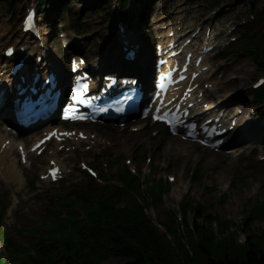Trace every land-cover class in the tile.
I'll return each mask as SVG.
<instances>
[{"label": "rangeland", "instance_id": "374dc122", "mask_svg": "<svg viewBox=\"0 0 264 264\" xmlns=\"http://www.w3.org/2000/svg\"><path fill=\"white\" fill-rule=\"evenodd\" d=\"M29 2V0H19L11 8L0 2V56L5 45L20 40L19 17L22 16L26 4ZM90 2L91 0L69 2L68 7L63 9L61 15L67 18L68 26L71 17L79 18L81 23L69 31L70 34L67 31V26L62 28L61 33L72 38V48L87 55L91 64L95 65L97 59H105L109 53L110 48L105 50L113 29L115 2L112 1L110 11L112 13L106 14V17L99 15L97 11L84 14V9ZM144 2L145 5L143 0H138L136 6L130 7L128 14L127 12L125 14L134 27L132 33L144 35L146 40L152 43V51V34L161 33V25L176 22L178 8L182 9V16L191 20L188 23L190 27H196L198 23L207 24L212 28L211 32H223L224 36L234 24L247 17L241 14L244 11L243 7L236 12H229L225 6L220 9L218 15H216V11L204 10L203 8L209 3V0H161L155 6L154 2L150 0H144ZM142 4L145 8L139 11ZM12 15L13 18L10 20ZM137 21L141 22L139 28L134 26ZM43 27L44 30H47L44 22ZM185 29L184 26L182 31ZM51 31L54 32V30ZM53 32L47 37L46 45H52L51 50L56 54L57 64L61 69L67 71L69 56L63 49L62 42H68V40L62 38L56 44L55 42L51 44L53 36H55ZM5 41L7 43L4 44ZM239 54L221 67V74L210 83L213 84V88L218 89V93L212 97L213 100L217 101L222 98L221 91L226 80L230 86L226 89L228 88L230 91L224 100L226 102L238 100L246 108L243 112V120L233 137L235 138L233 143L237 146L235 153L231 155L219 154L192 144H182L183 141L168 136L164 130L157 134L156 130H153L156 129L153 126L138 133L116 126L90 127L98 137L94 149L88 150L87 148L91 144H85L83 151L78 152L76 156H63L62 160L66 166L67 174L59 184L54 185L39 179V174L48 164L49 155L37 162L39 163V166H36L38 169L27 173V178H23L22 185H19L10 176L0 174L1 227L5 229L4 231L7 230L6 232L11 238L19 242L27 241L26 235L31 228L43 226V231L51 230L55 223L67 213L66 208L59 206V195H65L76 188L86 189L89 187L93 191L98 190L94 185L91 187L88 184L86 173L81 170L78 161L80 159L86 162L93 161L95 154L109 149L105 152L103 161L109 162L112 158L119 157L126 160L131 158L133 153L146 152L147 158L138 163L147 177L154 176L158 179L162 176L168 180L170 176L175 177L174 181H170L172 183L171 190L165 195L163 201L156 207L151 205L147 210L154 223L158 224L170 210L179 212L180 203L184 198H189L195 207L200 204L205 205L210 215L219 216L231 222L232 230L239 232L242 239H246L248 235L251 236V239L256 237L254 235H264V218L253 220L251 217L252 209L264 202V160H261V157L264 156V127L259 126L258 123V120L262 119L264 109H260L261 113L257 114V108L248 103L249 95L247 93L252 82L263 74L256 70L246 52ZM109 55L112 56V53ZM210 65L212 68L217 66L215 61H211ZM237 109L240 108L234 110ZM250 122L252 130H245L242 134L244 131L242 129ZM14 152L9 154L13 155ZM150 158L154 159L153 163H150ZM196 166H199L206 175L202 181L197 183L193 181V170ZM23 169L28 171L26 168ZM155 170L157 171L155 172ZM111 171L114 173L116 170L113 168ZM28 179L36 181V185L29 187ZM234 181L238 182L235 186L232 184ZM10 182H13V185ZM215 186V189L209 190L210 187ZM128 203L129 200H126L123 204ZM60 213L64 214L56 217ZM189 218L190 222H194V224H204L210 227L213 234L219 232L218 223L198 221L193 210L190 211ZM189 241L192 243L191 237H189ZM0 251L9 262L10 256H8L3 242L0 243ZM125 261L121 257H110L104 260L103 264H122Z\"/></svg>", "mask_w": 264, "mask_h": 264}, {"label": "trees", "instance_id": "16d2710c", "mask_svg": "<svg viewBox=\"0 0 264 264\" xmlns=\"http://www.w3.org/2000/svg\"><path fill=\"white\" fill-rule=\"evenodd\" d=\"M261 16L264 17V13ZM250 51L252 59L264 70V44L252 46ZM255 97L264 100V87L255 92ZM122 176L124 188L115 191V202L85 199L92 226H80L76 213L71 212L59 227L45 235H36L32 247L38 249L40 258L33 264H101L109 256L124 257L127 260L125 264H264V236L239 246L229 238L217 239L213 235L210 239V230L199 225H196V230L200 242L192 243L193 255L186 251L179 257L177 246L155 227L136 199L127 207L117 206L132 192L140 193L139 179L131 176L126 168L122 169ZM163 186L161 183L158 193L152 194L155 200L161 198ZM200 211L205 217L203 210ZM198 216L202 218L201 214ZM209 219L205 218L206 221ZM164 224L170 234L178 237L176 218H173L171 225ZM70 225L74 228L73 234L69 235L70 240H58L56 234L66 236L64 228ZM187 230L194 234L189 226ZM225 235L227 232L223 231L222 236ZM261 244L263 247L259 250ZM9 250L12 254L11 262L7 263L0 253V264H25L31 256L30 248Z\"/></svg>", "mask_w": 264, "mask_h": 264}, {"label": "bare ground", "instance_id": "6f19581e", "mask_svg": "<svg viewBox=\"0 0 264 264\" xmlns=\"http://www.w3.org/2000/svg\"><path fill=\"white\" fill-rule=\"evenodd\" d=\"M125 15V13L120 17V18H122L123 16ZM134 26L136 27V28H139L140 26H141V22L140 21H137V22H135L134 23ZM133 28L134 27H131L130 25H127L124 29H123V31H120V33H121V35H122V39H124L126 42H127V44L128 45H133V47L135 48V50L137 51V53L140 55V57H141V59L143 58V57H146V52H145V45L143 44V43H141V42H139V41H137V40H135V39H132V38H130V31L131 30H133ZM176 28L178 29V26H176ZM184 32L183 31H177L176 33H175V35L173 36L174 38L176 37V35L178 34V35H182ZM137 37H139L140 38V35H138V34H135ZM112 39H115V38H112ZM167 40H170V39H168L167 38ZM115 41H117L116 39H115ZM110 43H112V42H110ZM110 43L108 42V44H107V49L105 50V51H107L109 48H110ZM168 43L169 42H165L164 43V45L165 46H167L168 45ZM143 55H145V56H143ZM50 56H51V54H50ZM151 56H152V54H149V52H148V56H147V62H146V65H144V66H142L139 62H141V61H138V62H136V66H135V71H140L142 68H144V69H142V76L143 77H145L147 74H148V76H147V78H149L150 77V72H151V70L149 69V60H150V58H151ZM107 60H110L111 61V58L109 57V58H107V59H105V61H107ZM5 64L4 65H6L5 66V68H10L8 65H7V62H4ZM0 64H2V61L0 60ZM108 66H105V65H103V67H102V69H104V68H107ZM0 68L1 69H4V66H0ZM11 71H10V69L9 70H3V73H10ZM19 82V81H18ZM214 94V90H208V91H206V96L207 97H209V96H212ZM220 105H222V103L221 104H216V106L213 108V110L215 109H218L219 107H220ZM227 103H226V108H227ZM213 110H211V114H212V111ZM208 111V110H207ZM231 112V114H232V117H239L240 118V116H241V114H238L239 113V111H238V113L237 112H234V111H230ZM54 116V115H53ZM77 136V135H76ZM5 140V138L2 136V135H0V141H4ZM6 142V141H5ZM79 143H81L82 142V140H79L78 141ZM12 144H13V142H12ZM56 154V151L54 152V155ZM7 158H8V156H2V155H0V165H6V168L7 169H9L10 171H11V174H13L15 177H17V176H19L20 174H19V172H18V170H17V168H16V166L14 165V164H10V162L9 161H7ZM55 161H56V163L57 164H59L61 167H62V165H61V161L59 160V159H54ZM48 169V168H47Z\"/></svg>", "mask_w": 264, "mask_h": 264}]
</instances>
